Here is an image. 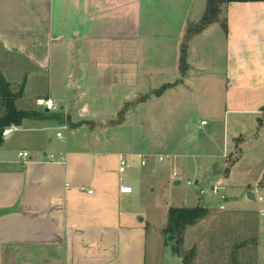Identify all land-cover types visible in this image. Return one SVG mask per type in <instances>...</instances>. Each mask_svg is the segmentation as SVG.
<instances>
[{
    "label": "crops",
    "instance_id": "0c3cea01",
    "mask_svg": "<svg viewBox=\"0 0 264 264\" xmlns=\"http://www.w3.org/2000/svg\"><path fill=\"white\" fill-rule=\"evenodd\" d=\"M207 1L74 0V26L63 31L52 24L54 0H0V72L12 92L24 85L18 109L41 114L7 127L14 130L0 146V264H147L151 223L137 201L146 186L155 191L164 165H142L150 146L107 133L144 126L133 121L143 108L195 91L206 69L201 42L213 36L226 44L227 94H254L256 117L264 109V2L230 3L227 31L214 23L193 36L182 62ZM58 2L62 9L73 0ZM39 99L58 110L43 111ZM23 151L28 158L18 157ZM132 181L138 195L122 193Z\"/></svg>",
    "mask_w": 264,
    "mask_h": 264
},
{
    "label": "rangeland",
    "instance_id": "374dc122",
    "mask_svg": "<svg viewBox=\"0 0 264 264\" xmlns=\"http://www.w3.org/2000/svg\"><path fill=\"white\" fill-rule=\"evenodd\" d=\"M58 3V0L53 2L52 24L57 29L62 25L63 31L69 30L74 26V0L62 9ZM226 10L222 5L218 19L223 30ZM201 45L206 69L196 77L195 91L183 97L174 95L171 99L154 101L150 110L143 108L139 118L135 115L134 123L140 120L144 126L118 129L107 135L123 143L135 144L137 148L150 146L152 155L146 157V161L156 168L164 165L155 191L146 186L144 200L137 201L141 204L140 218L146 214L151 223L147 264H164L169 209L199 205L206 207L209 215L188 227L183 241L179 246L175 243L174 247L183 261L186 260L185 264H264V217L261 216L264 213V130L259 125L264 119V109L257 116L258 121L250 112L256 108L254 94L243 92L239 100L236 94H227L224 38L208 37ZM133 106L128 105L118 121L123 120L125 112ZM203 122L207 124L202 125ZM60 132L66 135V130ZM16 137L20 136L13 135L12 141ZM161 157L168 159L161 162ZM237 157L239 160L230 166ZM135 160L141 162L142 159ZM177 160L178 165L175 164ZM215 167L221 175H214ZM169 170L170 183L166 178ZM175 181L180 184L175 185ZM218 183L227 188L224 209L220 207V195L214 196L210 191ZM130 184L138 195L137 183ZM201 188L207 191L204 196L200 195ZM251 194L254 199H250Z\"/></svg>",
    "mask_w": 264,
    "mask_h": 264
},
{
    "label": "trees",
    "instance_id": "16d2710c",
    "mask_svg": "<svg viewBox=\"0 0 264 264\" xmlns=\"http://www.w3.org/2000/svg\"><path fill=\"white\" fill-rule=\"evenodd\" d=\"M239 2H264V0H208L207 1V10L202 18L199 25L191 24L188 28L186 35V43L183 48V56L182 62L186 61V53H187V43L191 40L193 36L201 33L208 26L214 23H218L219 15L221 13V6L225 5L226 7L230 3ZM225 30L227 31V25L225 26ZM167 87H164L160 91L157 92L158 95H161ZM24 91V85L21 86L19 92L14 93L11 90V84L4 77V75L0 72V98L2 104L5 108L4 115L0 118V146L3 143V131L5 128L10 126H19L26 119H34L40 118L41 114L34 111H24L20 110L17 107V100L22 97ZM263 125V122L259 124ZM239 157L234 160L230 166H233ZM230 171L229 167L226 169V174ZM209 215V211L204 206H197L194 208H180V207H171L168 211V222L165 229L166 235H170V239L176 243L177 246L183 241V236L188 227L196 225L198 222L204 220ZM176 253L178 252L177 248H174ZM186 260L184 259V264Z\"/></svg>",
    "mask_w": 264,
    "mask_h": 264
},
{
    "label": "built area",
    "instance_id": "2783aa9c",
    "mask_svg": "<svg viewBox=\"0 0 264 264\" xmlns=\"http://www.w3.org/2000/svg\"><path fill=\"white\" fill-rule=\"evenodd\" d=\"M37 105L41 108H45V110L47 111H57L58 110V106L56 105L55 101H53L52 99H39L37 100ZM207 123L206 122H203L202 125H206ZM14 130V127H11V128H7L3 131V137H8L11 135V133L13 132ZM57 137L58 138H62V133H58L57 134ZM226 151H225V155L224 157H226ZM18 157L21 158V159H26L29 157V153L26 152V151H23V152H20L18 153ZM50 160L52 161H58V162H63V156L61 155L60 157H56L55 155H50L49 156ZM143 158V157H142ZM166 159H168L167 157L164 158V157H161L160 158V161L161 162H164L166 161ZM146 164V160L143 159L142 160V165H145ZM129 168V164H128V161L125 157H120V167H119V172L121 174H124L126 172V170ZM174 178H177V175H174ZM199 183L196 182L195 185L197 186ZM189 185H194V183L192 182H189ZM132 187H129V186H122L120 191L122 193H125V194H131L132 193ZM227 188L225 185L223 184H216L214 185L212 188H211V194H213L214 196H219L221 197V203L222 205L220 206L221 209H224L225 208V205H226V201H227V197L225 195V192H226ZM92 191H90L91 193ZM200 195H205L207 194V191L204 189V188H201L200 189ZM261 216L264 217V213H261Z\"/></svg>",
    "mask_w": 264,
    "mask_h": 264
},
{
    "label": "water",
    "instance_id": "95a60500",
    "mask_svg": "<svg viewBox=\"0 0 264 264\" xmlns=\"http://www.w3.org/2000/svg\"><path fill=\"white\" fill-rule=\"evenodd\" d=\"M220 171L217 168H214V175H220ZM179 184V182H176ZM250 199H254V196L251 194ZM175 242L170 239V235H167V246L163 251V260L164 264H184L182 257H180L175 251Z\"/></svg>",
    "mask_w": 264,
    "mask_h": 264
}]
</instances>
